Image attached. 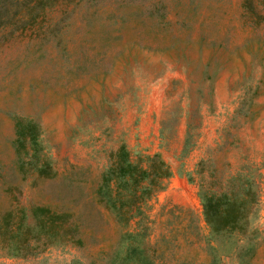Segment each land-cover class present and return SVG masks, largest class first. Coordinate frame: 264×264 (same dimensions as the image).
<instances>
[{
    "label": "rangeland",
    "instance_id": "1",
    "mask_svg": "<svg viewBox=\"0 0 264 264\" xmlns=\"http://www.w3.org/2000/svg\"><path fill=\"white\" fill-rule=\"evenodd\" d=\"M18 116L39 124L52 177L19 169ZM122 143L172 170L126 223L96 195ZM237 173L257 198L247 240L214 236L198 193ZM35 207L68 214L78 241L0 247V264H117L125 231L152 264H264V0H60L0 26V220L34 224Z\"/></svg>",
    "mask_w": 264,
    "mask_h": 264
},
{
    "label": "trees",
    "instance_id": "2",
    "mask_svg": "<svg viewBox=\"0 0 264 264\" xmlns=\"http://www.w3.org/2000/svg\"><path fill=\"white\" fill-rule=\"evenodd\" d=\"M60 0H0V26L11 24L25 26L35 24L40 14ZM14 8V9H12ZM190 123L183 145L188 153L190 145ZM16 151L19 169L22 173H34L39 177H52L54 171L50 159L41 143L39 124L30 118H15ZM198 173H202L198 171ZM172 175L170 166L160 154L147 156L146 164L134 161L126 145L122 143L110 154V163L101 173L96 189L98 201L110 209L121 222L144 213V205L165 187V181ZM243 175V176H242ZM250 177L237 173L227 178L216 188L199 183V197L203 217L214 236L237 232L243 239H250V218L257 203L256 193L251 189ZM34 224L24 212L17 217L6 212L0 220V247L12 256L27 252L30 239L56 240L76 239L77 225L68 222V214H58L46 207L33 209ZM128 246L122 255H114L117 264H152L148 255L137 243V233H123Z\"/></svg>",
    "mask_w": 264,
    "mask_h": 264
}]
</instances>
